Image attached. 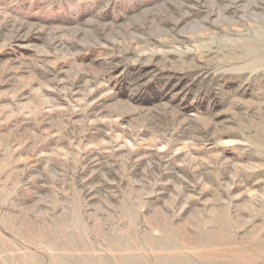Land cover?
I'll list each match as a JSON object with an SVG mask.
<instances>
[{
    "label": "rangeland",
    "instance_id": "obj_1",
    "mask_svg": "<svg viewBox=\"0 0 264 264\" xmlns=\"http://www.w3.org/2000/svg\"><path fill=\"white\" fill-rule=\"evenodd\" d=\"M263 259L264 0H0V264Z\"/></svg>",
    "mask_w": 264,
    "mask_h": 264
},
{
    "label": "trees",
    "instance_id": "obj_2",
    "mask_svg": "<svg viewBox=\"0 0 264 264\" xmlns=\"http://www.w3.org/2000/svg\"><path fill=\"white\" fill-rule=\"evenodd\" d=\"M156 95V91L154 90V93H148V94H144V99L141 101L143 103H150L152 102V98L155 97Z\"/></svg>",
    "mask_w": 264,
    "mask_h": 264
},
{
    "label": "crops",
    "instance_id": "obj_3",
    "mask_svg": "<svg viewBox=\"0 0 264 264\" xmlns=\"http://www.w3.org/2000/svg\"><path fill=\"white\" fill-rule=\"evenodd\" d=\"M261 251H262V250H261ZM261 251H260V252H261ZM263 260H264V259H263ZM260 263L262 264V262H260ZM263 264H264V261H263Z\"/></svg>",
    "mask_w": 264,
    "mask_h": 264
}]
</instances>
